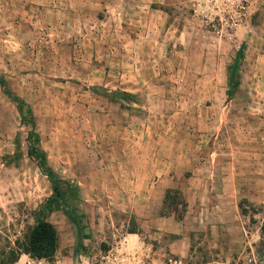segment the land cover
Returning a JSON list of instances; mask_svg holds the SVG:
<instances>
[{
  "label": "rangeland",
  "instance_id": "1",
  "mask_svg": "<svg viewBox=\"0 0 264 264\" xmlns=\"http://www.w3.org/2000/svg\"><path fill=\"white\" fill-rule=\"evenodd\" d=\"M0 75V264H264V0H0Z\"/></svg>",
  "mask_w": 264,
  "mask_h": 264
},
{
  "label": "trees",
  "instance_id": "2",
  "mask_svg": "<svg viewBox=\"0 0 264 264\" xmlns=\"http://www.w3.org/2000/svg\"><path fill=\"white\" fill-rule=\"evenodd\" d=\"M230 85L234 87L235 82L232 73L229 75ZM0 86L3 91L11 98L15 99L7 89V83L3 76L0 75ZM19 112L22 113V102L17 99L16 101ZM33 125V122H31ZM33 138V142H37V137L32 129L29 132V139ZM28 154L31 157H35L38 160V165L43 173L47 176L51 182L53 194L47 199L45 203V209L39 214L44 215L45 211L51 212L60 203H67L69 197H74V192L69 187H60L59 180L56 173L46 165V160L43 153L39 152L33 146L28 150ZM186 208V202L182 198L181 194L177 190H167L163 202L162 212L167 214H173L178 220L183 218ZM44 211V212H43ZM57 245V234L54 226L49 223L45 218H38L35 226L30 231L28 242L26 245V251L30 255L36 258H46L53 255Z\"/></svg>",
  "mask_w": 264,
  "mask_h": 264
},
{
  "label": "built area",
  "instance_id": "3",
  "mask_svg": "<svg viewBox=\"0 0 264 264\" xmlns=\"http://www.w3.org/2000/svg\"><path fill=\"white\" fill-rule=\"evenodd\" d=\"M22 264H50V263L46 262L44 259L28 258L26 262H23Z\"/></svg>",
  "mask_w": 264,
  "mask_h": 264
}]
</instances>
